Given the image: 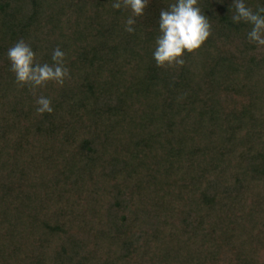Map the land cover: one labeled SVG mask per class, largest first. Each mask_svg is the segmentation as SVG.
I'll list each match as a JSON object with an SVG mask.
<instances>
[{
  "label": "trees",
  "instance_id": "obj_1",
  "mask_svg": "<svg viewBox=\"0 0 264 264\" xmlns=\"http://www.w3.org/2000/svg\"><path fill=\"white\" fill-rule=\"evenodd\" d=\"M113 2L0 0V264H264V47L233 0H199L211 36L158 67L174 0L134 33ZM21 39L65 52L63 86L16 83Z\"/></svg>",
  "mask_w": 264,
  "mask_h": 264
},
{
  "label": "clouds",
  "instance_id": "obj_2",
  "mask_svg": "<svg viewBox=\"0 0 264 264\" xmlns=\"http://www.w3.org/2000/svg\"><path fill=\"white\" fill-rule=\"evenodd\" d=\"M149 0H114L112 7L119 10L122 7L130 9V16L125 23V31H136V17L145 14ZM235 7L232 15L234 23H245L251 26L247 33L250 42L258 47H264V4L254 11L248 6L247 0H233L230 8ZM212 26L208 17L202 12L199 0H174L167 9H162L159 18V35L155 41L153 58L158 67H179L185 63L186 53L199 50L209 39ZM10 70L15 75L18 85H30L33 89L53 82L60 86L70 78L65 52L57 47L52 54V64L39 63L35 51L30 44L19 40L8 49ZM38 114L52 113V101L46 96L36 100Z\"/></svg>",
  "mask_w": 264,
  "mask_h": 264
},
{
  "label": "rangeland",
  "instance_id": "obj_3",
  "mask_svg": "<svg viewBox=\"0 0 264 264\" xmlns=\"http://www.w3.org/2000/svg\"><path fill=\"white\" fill-rule=\"evenodd\" d=\"M237 59H241L240 55H236Z\"/></svg>",
  "mask_w": 264,
  "mask_h": 264
}]
</instances>
